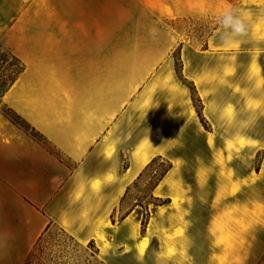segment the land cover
<instances>
[{
	"label": "crops",
	"instance_id": "0c3cea01",
	"mask_svg": "<svg viewBox=\"0 0 264 264\" xmlns=\"http://www.w3.org/2000/svg\"><path fill=\"white\" fill-rule=\"evenodd\" d=\"M229 12L243 35L222 26ZM212 19L200 49L178 26ZM0 49L21 65L0 94V264H27L53 226L139 264H264V172L223 167L209 137L261 145L257 109L237 100L264 95V0H0ZM155 158L171 165L156 202L117 219Z\"/></svg>",
	"mask_w": 264,
	"mask_h": 264
},
{
	"label": "rangeland",
	"instance_id": "374dc122",
	"mask_svg": "<svg viewBox=\"0 0 264 264\" xmlns=\"http://www.w3.org/2000/svg\"><path fill=\"white\" fill-rule=\"evenodd\" d=\"M249 21L250 19H245ZM218 19L212 20H185L178 22V26L181 27V30L186 33L188 36L192 37L193 45L200 49L203 45V40L209 33L210 29L214 28L215 24L218 22ZM254 63L251 66V69L255 74L258 75V80L260 87H263L264 78L262 74V68L259 66V61L264 65V53L261 54L260 51L255 53ZM175 60L180 58L179 50H176L172 56ZM230 59L235 60V53H229ZM245 61H248L246 55L243 58ZM21 68V65L16 61L11 54L0 49V94L4 91L6 87L10 84L11 80L16 76L17 72ZM177 71L180 70V66H177ZM243 69V68H242ZM234 67H229L228 72H234ZM244 76L251 77L248 72V68L244 66ZM227 84H231V81L228 80ZM191 90L193 105L196 109V112L202 117V103L196 94L195 87L186 84ZM240 103L241 107L249 109L255 107L257 113H259V128L258 133L261 137V145L246 148L245 141L240 142V146L237 148L238 153L233 154V145L230 144L228 151H225L223 148L214 146L215 140L221 138L219 131H212L214 134L209 135L213 143V157L219 158L223 167H226L225 158H238V164L244 166V169H248L249 166L253 169H260L264 172V95L257 100L252 99H238L237 103ZM3 114L11 122L20 127L23 131L28 134H31L35 139L43 141L40 135L31 130V128L19 117L9 111L7 108L2 109ZM234 106H229V115L234 114ZM250 118L245 116V119ZM205 119V118H204ZM209 123V122H208ZM203 124L206 128H209V125L206 121L203 120ZM215 150V151H214ZM203 148L197 147V154L204 156ZM208 154H206V157ZM243 161V162H242ZM171 165L165 158H155L145 170L143 176L133 183L130 188L129 194L126 197L125 202L116 212L117 219L124 214V212L130 207L137 206V217L139 214V207L142 205L145 206L146 203H155L156 200L153 196V190L155 186L159 183L162 177L170 169ZM146 217V215H145ZM145 217L143 220H145ZM139 264L138 259L129 258L124 255H110L109 257L105 253L99 252L97 246L93 243L80 244L73 237H71L66 232L62 231L57 226H53L51 230L46 234L45 237L41 238L37 242L35 248L32 250L29 255L27 264Z\"/></svg>",
	"mask_w": 264,
	"mask_h": 264
},
{
	"label": "clouds",
	"instance_id": "9594fccd",
	"mask_svg": "<svg viewBox=\"0 0 264 264\" xmlns=\"http://www.w3.org/2000/svg\"><path fill=\"white\" fill-rule=\"evenodd\" d=\"M221 24L226 30L230 29L232 35H243L245 33L243 20L230 12L223 15Z\"/></svg>",
	"mask_w": 264,
	"mask_h": 264
},
{
	"label": "trees",
	"instance_id": "16d2710c",
	"mask_svg": "<svg viewBox=\"0 0 264 264\" xmlns=\"http://www.w3.org/2000/svg\"><path fill=\"white\" fill-rule=\"evenodd\" d=\"M20 69H21V68H20ZM20 69H19V71H20ZM19 71L17 72L16 76L18 75ZM16 76L11 80L10 84L14 81V79L16 78ZM10 84H9V85H10ZM9 111H10V110H9Z\"/></svg>",
	"mask_w": 264,
	"mask_h": 264
}]
</instances>
